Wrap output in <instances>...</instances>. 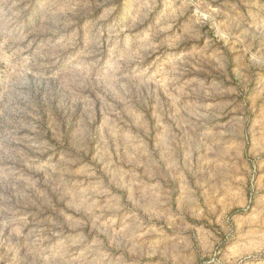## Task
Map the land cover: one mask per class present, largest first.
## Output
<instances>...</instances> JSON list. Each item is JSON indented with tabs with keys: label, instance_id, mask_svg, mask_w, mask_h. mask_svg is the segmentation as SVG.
<instances>
[{
	"label": "rangeland",
	"instance_id": "374dc122",
	"mask_svg": "<svg viewBox=\"0 0 264 264\" xmlns=\"http://www.w3.org/2000/svg\"><path fill=\"white\" fill-rule=\"evenodd\" d=\"M264 255V0H0V264Z\"/></svg>",
	"mask_w": 264,
	"mask_h": 264
},
{
	"label": "built area",
	"instance_id": "2783aa9c",
	"mask_svg": "<svg viewBox=\"0 0 264 264\" xmlns=\"http://www.w3.org/2000/svg\"><path fill=\"white\" fill-rule=\"evenodd\" d=\"M238 264H264V255L247 257L244 260H241Z\"/></svg>",
	"mask_w": 264,
	"mask_h": 264
}]
</instances>
